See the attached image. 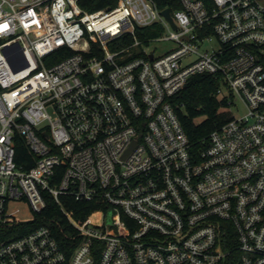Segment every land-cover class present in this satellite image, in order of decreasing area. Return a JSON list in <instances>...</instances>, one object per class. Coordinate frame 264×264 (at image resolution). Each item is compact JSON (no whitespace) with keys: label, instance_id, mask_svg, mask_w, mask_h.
Returning a JSON list of instances; mask_svg holds the SVG:
<instances>
[{"label":"built area","instance_id":"2783aa9c","mask_svg":"<svg viewBox=\"0 0 264 264\" xmlns=\"http://www.w3.org/2000/svg\"><path fill=\"white\" fill-rule=\"evenodd\" d=\"M179 2L0 0V264H264V0ZM195 74L245 109L203 148L172 102Z\"/></svg>","mask_w":264,"mask_h":264},{"label":"trees","instance_id":"16d2710c","mask_svg":"<svg viewBox=\"0 0 264 264\" xmlns=\"http://www.w3.org/2000/svg\"><path fill=\"white\" fill-rule=\"evenodd\" d=\"M154 1L159 8H169L172 11L181 7L179 0ZM115 4L116 0H80V5L89 11L112 7ZM218 86V80L212 75L195 74L189 78L186 87L172 99V102L178 105V119L194 148H203L209 134L232 118L227 97L216 92ZM15 160L19 165L23 164L24 160H30V154L21 139L16 142ZM64 205L73 216L78 218L98 207L97 204L88 205L74 200L73 203H64ZM43 214L48 218L56 217L63 230H67L58 205L48 203ZM54 230L61 238L63 233L60 232V228L57 229L55 226Z\"/></svg>","mask_w":264,"mask_h":264},{"label":"rangeland","instance_id":"374dc122","mask_svg":"<svg viewBox=\"0 0 264 264\" xmlns=\"http://www.w3.org/2000/svg\"><path fill=\"white\" fill-rule=\"evenodd\" d=\"M166 35H168V31L166 29H159L156 31L154 36H166ZM144 45L148 48L149 51L154 50L155 55L157 56L164 53L169 48H171L173 46V41L168 39H164L161 41H153L152 39H150ZM213 46L217 47V44L214 43ZM231 111L235 116H241L245 113V109L242 106H240L239 108H232ZM16 208L18 209L19 214L28 213V205L25 202L19 204L18 206H16Z\"/></svg>","mask_w":264,"mask_h":264},{"label":"water","instance_id":"95a60500","mask_svg":"<svg viewBox=\"0 0 264 264\" xmlns=\"http://www.w3.org/2000/svg\"><path fill=\"white\" fill-rule=\"evenodd\" d=\"M162 14L173 24V26H175V24H174V22H173V19H172V17H171V15H170V10H169V8H165V9H163L162 10ZM150 57L152 58V55H150ZM27 65V63L26 62H23V64H21V66L20 67H24V66H26Z\"/></svg>","mask_w":264,"mask_h":264}]
</instances>
